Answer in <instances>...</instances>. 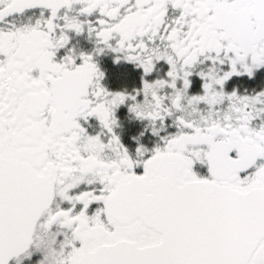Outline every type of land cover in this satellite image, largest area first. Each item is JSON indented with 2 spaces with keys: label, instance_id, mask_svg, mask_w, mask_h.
Returning <instances> with one entry per match:
<instances>
[{
  "label": "snow or ice",
  "instance_id": "snow-or-ice-1",
  "mask_svg": "<svg viewBox=\"0 0 264 264\" xmlns=\"http://www.w3.org/2000/svg\"><path fill=\"white\" fill-rule=\"evenodd\" d=\"M261 69L264 0H0V264H264V87L228 89Z\"/></svg>",
  "mask_w": 264,
  "mask_h": 264
},
{
  "label": "flooded vegetation",
  "instance_id": "flooded-vegetation-1",
  "mask_svg": "<svg viewBox=\"0 0 264 264\" xmlns=\"http://www.w3.org/2000/svg\"><path fill=\"white\" fill-rule=\"evenodd\" d=\"M70 35V47H73L77 52H83L85 54L92 53L94 44L87 38L86 34L80 36ZM115 59V54L111 52L94 57L98 69L103 73V79L101 80L102 87L110 93L125 92L130 94L134 89H139L141 87V70L135 65L123 60H120L119 63H114ZM154 78L155 73L149 77V79ZM233 86H236L237 90L242 94L260 90L261 87H264V69L259 70L252 80H248L247 77L234 78L233 82L228 85V89L231 90ZM115 118L118 126L114 131L120 138L122 145L131 154H135V149L138 146L134 138H138L139 144L146 148L151 149L154 146L156 137L151 135L150 130L146 131L147 121L136 120L129 113L127 104L116 109ZM89 124L91 127L85 125L88 133L95 135L99 131L97 121L90 119ZM141 132L144 133L143 136L140 135ZM40 259H42L41 253L34 252L31 259H21V264H37ZM10 264H15V262H10Z\"/></svg>",
  "mask_w": 264,
  "mask_h": 264
}]
</instances>
